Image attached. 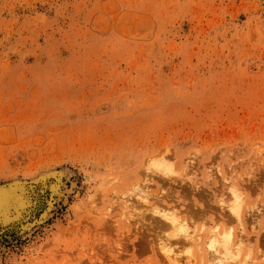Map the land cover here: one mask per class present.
<instances>
[{
    "label": "rangeland",
    "instance_id": "rangeland-1",
    "mask_svg": "<svg viewBox=\"0 0 264 264\" xmlns=\"http://www.w3.org/2000/svg\"><path fill=\"white\" fill-rule=\"evenodd\" d=\"M48 172L0 264H168L158 211L264 264V0H0V184Z\"/></svg>",
    "mask_w": 264,
    "mask_h": 264
},
{
    "label": "bare ground",
    "instance_id": "bare-ground-1",
    "mask_svg": "<svg viewBox=\"0 0 264 264\" xmlns=\"http://www.w3.org/2000/svg\"><path fill=\"white\" fill-rule=\"evenodd\" d=\"M147 170L153 174L155 172L164 173L166 171V168L164 163L160 162V163L149 164ZM57 173L54 174L48 172L38 176L35 179V183H34L35 187L31 186L33 187L31 190H29L26 186L24 187L23 184H21L23 182L10 184V185H3L0 187V223L3 225V226L0 225V231L3 232L5 231L4 229L6 227L11 226V229L18 228V230H20V232L24 234L30 232L32 226L39 220L40 215L45 213L44 217H47L50 209L52 208V203L50 196L47 197L46 192L48 189H51L52 187L53 194H56V192L58 191L57 190L58 184H60L61 182V177L64 176V173H61V176L59 173L58 174ZM54 176L57 178V180L55 181V186H53V182L50 181V179ZM146 193L147 192H145L144 190H139L137 194H135V197L140 198L142 202L144 201L146 203L148 201L147 195L149 196V194L147 193L146 195ZM144 194L146 196H144ZM233 195H235V193ZM238 200H240V198H238ZM127 201L131 202V200L130 201L127 200ZM131 203H129V206L128 204H124L122 206L125 212L130 210L134 211V208L136 207L133 205V203L132 204ZM75 209H77V207ZM110 209L111 207L109 208V210ZM42 211L43 213L41 214ZM240 211L241 209L239 204L233 206V213L238 218H240ZM155 213H159V215H161V217L164 219L166 228L172 229L175 232V236L179 237L184 241L181 247H176V245L181 243L180 240H178L179 241L178 243L171 242L167 244L164 243L163 245H161V250L163 251L166 257L168 264L195 263V260L192 255L184 256L185 252L187 254H190L188 249L185 248V245L188 246L195 245L197 246L198 249H201L203 247L208 254V257L205 260L206 264H248L249 263L248 258H250V256L248 255L244 257L243 249H242V245L246 243V240H244V237L243 238L239 237V239L236 238L237 236L231 230L224 233H212L208 239H206L203 242H200L197 239L198 235H196L195 231L190 230L188 224L180 221L179 219H177L176 217L170 215L165 211L164 212L158 211ZM7 229L10 230L9 228ZM62 229L63 228H61V230ZM258 259L259 258H256V260Z\"/></svg>",
    "mask_w": 264,
    "mask_h": 264
},
{
    "label": "water",
    "instance_id": "water-1",
    "mask_svg": "<svg viewBox=\"0 0 264 264\" xmlns=\"http://www.w3.org/2000/svg\"><path fill=\"white\" fill-rule=\"evenodd\" d=\"M20 182H23V183H21V184H23V186L25 187H27L29 190H31L33 187H35V179L34 180H32V181H13V182H10V183H7V184H0V187L1 186H3V185H10V184H16V183H20ZM31 186H33V187H31ZM37 188V187H36ZM34 191V190H33ZM38 191V190H37ZM0 225H2L1 223H0ZM3 226V225H2ZM7 228H9L10 230L9 231H11V230H13V231H20V230H18V228L17 229H11V226L10 227H6L4 230L5 231H8V229Z\"/></svg>",
    "mask_w": 264,
    "mask_h": 264
},
{
    "label": "snow or ice",
    "instance_id": "snow-or-ice-1",
    "mask_svg": "<svg viewBox=\"0 0 264 264\" xmlns=\"http://www.w3.org/2000/svg\"><path fill=\"white\" fill-rule=\"evenodd\" d=\"M167 254V253H166Z\"/></svg>",
    "mask_w": 264,
    "mask_h": 264
}]
</instances>
